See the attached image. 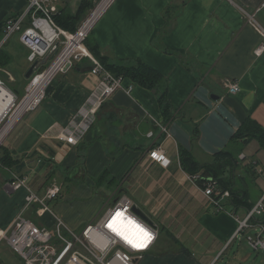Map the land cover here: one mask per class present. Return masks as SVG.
Returning a JSON list of instances; mask_svg holds the SVG:
<instances>
[{
    "label": "crops",
    "instance_id": "obj_1",
    "mask_svg": "<svg viewBox=\"0 0 264 264\" xmlns=\"http://www.w3.org/2000/svg\"><path fill=\"white\" fill-rule=\"evenodd\" d=\"M81 1L52 3L76 14ZM103 1L99 9L110 2ZM28 5L29 0H0V23ZM263 31L264 0H114L91 38L113 63L141 59L159 70L167 81L172 117L163 116L156 91L126 78L123 85L132 86V92L121 89L108 97L83 140L69 144L60 133L81 118L80 108L99 78L86 60L60 72L41 105L8 132L3 145L13 165L0 166V264H23L4 240L28 192L11 186L13 176L30 175L29 187L44 193L59 179L57 170L62 183L74 185L67 191L62 186L53 206L75 230L82 231L122 195L160 228L158 240L137 264H216L223 259L237 244L227 247L236 232V215L244 217L248 205L254 207L264 194V147L257 138L240 135L249 118L264 128V51L256 54ZM15 37L0 56V76L9 88L24 90L15 85L12 69L26 65L16 60L15 50L26 61L29 50ZM225 78L238 82L239 93H227ZM158 122L169 127L170 135ZM160 146L171 159L167 167L149 157ZM223 151L236 159L233 167L224 168V176L232 177L238 201L221 199L226 209L220 211L189 179L181 160L185 152L206 166ZM99 190L109 195L95 197ZM80 198H89L83 205L91 208H81ZM45 221L52 225L49 217Z\"/></svg>",
    "mask_w": 264,
    "mask_h": 264
},
{
    "label": "built area",
    "instance_id": "obj_2",
    "mask_svg": "<svg viewBox=\"0 0 264 264\" xmlns=\"http://www.w3.org/2000/svg\"><path fill=\"white\" fill-rule=\"evenodd\" d=\"M109 1L105 8L99 9L104 2L100 4L96 12L85 18L75 33H70L55 22L53 14L57 11V6L52 4L51 0H29L26 10L7 19L4 28L5 37L0 45H3L10 36L20 33V41L31 51L29 60L33 63L46 57L49 49L56 44L61 36L69 40L66 43L67 49L70 45V36L76 35L87 26L89 31L81 41L85 46L84 41L89 32L93 30L94 25L113 0ZM250 17L253 22L257 23L254 16ZM50 31H54L52 37H50ZM66 49L48 69L46 67L42 71L35 72V76L32 77L23 97L10 89L0 76V89H6L7 94L12 99L9 108L4 109L1 114L0 135H7L1 134L4 127L18 109L20 103L29 97L30 89L37 77L49 73L58 64L50 80L34 96L33 101H30L25 114H22L15 125L28 112L35 110L43 102L47 94V88L50 87L54 78L74 64V58L90 57L92 62L91 73L99 78V82L91 91L85 105L80 108L81 118L71 120L70 125L60 133V138L66 140L69 144H78L83 140L88 130L95 123L99 108L109 96L119 88L126 89L129 93L133 89L132 86L130 88L125 87L123 79L109 71L89 50L76 49L72 51L71 55L67 56L65 55ZM263 51L264 40L256 48V54L260 55ZM223 83L230 94L237 93L240 90L237 81H230L229 78H225ZM160 126L164 133L170 135L169 127L166 124H160ZM6 139V136L2 138L0 147L4 145ZM149 157L165 167L171 162L161 146L152 150ZM189 179L204 192L213 204L218 206L220 211L226 209L220 200L230 196V191L222 190L215 178L204 177L201 173H197L190 174ZM29 183L30 175L15 174L10 181L14 189L27 188L28 192L23 208L13 221L9 232L4 235L5 242L20 257L23 264H79L73 262V259H76L80 264H137L159 238L160 228L137 214L133 210L135 202L127 195L119 197L114 204L104 210L98 219L87 223L82 231H77L56 212L53 206V202L62 195V184H59L57 180H53L46 187L44 193H38L29 187ZM116 211H123L125 216L135 220L152 233L154 238L146 248L133 247L121 235L108 227ZM47 217L51 219L52 225L45 221ZM236 217L239 226L235 236L244 234L252 228L256 230V234L254 236L248 235L249 243L256 250L264 249V194L256 205L247 211L244 218L239 215H236Z\"/></svg>",
    "mask_w": 264,
    "mask_h": 264
},
{
    "label": "trees",
    "instance_id": "obj_3",
    "mask_svg": "<svg viewBox=\"0 0 264 264\" xmlns=\"http://www.w3.org/2000/svg\"><path fill=\"white\" fill-rule=\"evenodd\" d=\"M95 3L94 0H82L80 3V6L77 10L76 14H69L66 13L65 10H57L53 14L54 20L60 27L64 28L65 30L75 33L79 26L82 24V22L85 20V18L89 15V13L94 8ZM165 15H168V10L165 12ZM6 21L4 20L0 23V42L2 37L4 36V28L6 25ZM88 31V30H87ZM86 31V32H87ZM85 32V33H86ZM80 33V32H79ZM78 33V34H79ZM84 33V34H85ZM78 34L73 35L72 37H76ZM83 34V35H84ZM82 37L79 40L80 47H74V49H80L82 46ZM92 33L85 39V45L88 47V49L91 51V53L100 60V62L109 70L111 71L115 76L121 77L122 79H130L132 83L139 84L143 87H146L148 89L154 90L159 95V103L161 105V110L163 112V116L170 119L172 117L173 112V104L168 98L167 95V81L164 75L151 66L150 64L146 63L145 61L139 59L134 64H123V63H113L110 61V59L103 55L101 52L100 45L93 41ZM264 40V37H263ZM4 47L0 48V56L4 53ZM72 50V51H73ZM2 65V63H0ZM89 65V69L92 68V63L90 61L87 62ZM46 68V65L40 66V71L44 70ZM25 84L23 85L24 90H13L15 93H17L20 97H23L25 94ZM244 121L243 127L241 129L240 135H246L249 139L257 138V140L260 142L261 146L264 147V128L259 125L256 121L252 120ZM199 129L198 125L195 127V135H198ZM238 136V134H237ZM4 147H0V166L2 167H11L13 165V161L10 160V156L7 154H4L3 151ZM217 159L210 164L206 166H199L196 162L194 163L192 160L191 155H187L185 152L182 154V165L183 168L188 171L189 174H197L201 173L204 177H213L218 181L219 186L222 190H229L230 191V197L231 203L237 204V199L235 198L236 189L233 188V179L231 176H224V168L235 165L236 159L233 157V155H228L227 152H220L216 156ZM102 179V178H100ZM201 183V181H199ZM242 205V204H240ZM248 210L252 208L251 205H248ZM264 220V218H263Z\"/></svg>",
    "mask_w": 264,
    "mask_h": 264
},
{
    "label": "rangeland",
    "instance_id": "obj_4",
    "mask_svg": "<svg viewBox=\"0 0 264 264\" xmlns=\"http://www.w3.org/2000/svg\"><path fill=\"white\" fill-rule=\"evenodd\" d=\"M52 1V0H51ZM104 1L103 0H99V1H97V3L95 4V6H94V8L92 9V11L89 13V15L92 13H94V12H96V10L98 9V7H99V5L100 4H102ZM114 2V0L112 1V3ZM111 3V4H112ZM53 4V3H52ZM110 4V5H111ZM109 5V6H110ZM108 6V7H109ZM108 7L106 8V10L108 9ZM58 9V8H57ZM105 10V11H106ZM105 13V12H104ZM103 13V14H104ZM91 14V15H92ZM103 14H102V16H103ZM88 15V16H89ZM90 15V16H91ZM13 16H15V15H13ZM101 16V17H102ZM11 17V16H10ZM100 17V18H101ZM9 18V17H8ZM7 18V19H8ZM99 18V19H100ZM6 19V20H7ZM87 20V19H86ZM98 22V21H97ZM82 25V24H81ZM96 25V24H95ZM95 25H94V27H95ZM78 30V29H77ZM89 31V30H88ZM88 31L86 32V33H88ZM93 31V30H92ZM92 31H90L89 32V35L92 33ZM70 33H72V32H70ZM85 33V34H86ZM84 34V35H85ZM15 35H18V37H19V39H20V33H16V34H14V35H12V36H10L9 38H8V40L3 44V45H0V48L1 47H4V46H6L7 45V43L10 41V39L12 38V40H14V41H17V37H15ZM88 35V36H89ZM5 37V35L2 37V39H1V42H2V40H3V38ZM84 37V36H83ZM83 37H82V39H83ZM81 39V40H82ZM60 41V42H59ZM67 41H69L66 37H64V36H61V38L57 41V42H59V45H58V47L55 49V51L53 52V54L51 55V57H50V59L48 60V62L46 63V64H44V65H46V67H47V69L53 64V62L56 60V59H58L61 55H62V53H63V51L66 49V43H67ZM0 42V43H1ZM57 42H56V44H57ZM21 43H22V41H21ZM84 43H85V41H84ZM56 44H54L53 45V47L52 48H50L49 49V52H48V54H47V56L51 53V51L52 50H54L53 48H55V46H56ZM22 45L23 46H25L26 48H28L26 45H24L23 43H22ZM82 48L81 49H87V50H89L88 49V47L85 45H83L82 44V46H81ZM87 47V48H86ZM6 48V47H5ZM4 48V49H5ZM28 50H29V48H28ZM74 50H76V49H74ZM90 51V50H89ZM30 50H29V53H28V59H29V54H30ZM91 52V51H90ZM23 52L22 51H20V50H15V55H16V60H20L21 62L23 61V62H25V64L26 65H18V64H16L14 67L15 68H13L12 69V71H13V74H14V76H15V78H16V82H15V85L16 86H18L19 84L21 85L22 84V86L24 85V83H25V81H26V84H25V91H26V89H27V87L30 85L29 83H30V81H31V79H32V77H34L35 76V72L33 73V75H32V77L31 78H29V79H27L26 78V73L28 72V70H29V68H30V66L32 65V62L29 60V61H26L24 58H23ZM72 54V52L70 53V55ZM45 58V57H44ZM44 58H42V59H44ZM42 59H40V60H42ZM90 61L91 62V59H90V57H88V56H82V58L81 59H76V58H74V64H72V65H70V67H68V68H71V67H74V66H76L78 63H80V62H83V61ZM34 63V62H33ZM92 63V62H91ZM40 68V67H39ZM46 69V68H45ZM90 70V72H91V69H89ZM37 71H40V69H38ZM10 78H12L11 76H9ZM123 81H124V79H123ZM123 84H124V82H123ZM12 86V85H11ZM128 88H130V86H128ZM10 89H12V88H10ZM47 89H49V88H47ZM14 90V89H13ZM119 90H121V88H119L118 90H116L115 92H117V91H119ZM126 90V89H125ZM48 91V90H47ZM240 91V90H239ZM239 91L237 92V93H239ZM114 92V93H115ZM131 92H132V90H131ZM130 92V93H131ZM113 93V94H114ZM129 93V92H128ZM228 94H230L229 92H227ZM237 93H234V94H237ZM112 94V95H113ZM111 95V96H112ZM110 97V96H109ZM41 105V104H40ZM37 109V108H36ZM31 111H33V110H31ZM25 117V116H24ZM24 117H22L19 121H18V123L16 124V126L19 124V122L24 118ZM158 124L160 125L161 123L160 122H158ZM6 142V141H5ZM5 144V143H4ZM57 177L59 178L58 180H57V182L59 183V184H61L62 182H61V180H63V178L61 177V175H60V172L57 170ZM64 182V181H63ZM65 184L64 183H62V186H64ZM74 184H71V183H69V182H67V184L65 185V191H67L68 190V188H70V187H72ZM104 194H106V195H109V194H107V193H102V191L101 190H99V192L98 193H95V194H93L95 197H97V196H104ZM263 196V195H262ZM262 198V197H261ZM80 200V204L81 205H79L81 208H85V209H90L91 208V205H83V204H85V203H88L89 201H90V199L89 198H80L79 199ZM259 201V200H258ZM257 201V202H258ZM256 205V204H255ZM240 213H242L241 211H240ZM246 215V214H245ZM245 217V216H244ZM244 217H241V218H244ZM35 220H37V219H35ZM94 220H96V219H94ZM239 226V222L237 221V227ZM237 229V228H236ZM256 234V230H254V229H252L251 228V230H247L244 234H241V235H238V236H235V237H233V238H231L230 240H229V242H228V244H227V247L229 246H231L232 244H233V242L234 241H236L237 240V244H235L234 246H232V247H230L229 249H228V251L227 252H225V256L223 257V259H221V260H219L216 264H232L233 262L235 263V264H264V249H259V250H256V249H254L252 246H251V244L249 243V241H248V235H250V236H254ZM14 254V253H13ZM15 256H16V254H14ZM220 256H222V255H220ZM17 257V256H16ZM243 257V259L244 260H241V261H239L241 258ZM218 259V258H217ZM217 261V260H216ZM215 261V262H216ZM233 261V262H232ZM239 261V262H238Z\"/></svg>",
    "mask_w": 264,
    "mask_h": 264
},
{
    "label": "bare ground",
    "instance_id": "obj_5",
    "mask_svg": "<svg viewBox=\"0 0 264 264\" xmlns=\"http://www.w3.org/2000/svg\"><path fill=\"white\" fill-rule=\"evenodd\" d=\"M86 29H87V26L82 30V32L80 33L79 36L72 38V41L70 42L69 47L65 51V55H67V56L70 55V53L72 52L74 47H77V46L80 47L79 40H80L81 36L83 35V33L85 32ZM53 35H54V31H50V37H52ZM57 66H58V64L56 65L55 69H52L49 73H46L44 75L37 77V79L35 80V82L32 85V88L30 89L29 97L27 98V100H24L23 102L20 103L18 109L11 116V118L8 121V124L4 127V129L2 131L3 133H1V134H8L7 132H9L15 126L16 121L22 116V114H25L27 107L29 106L30 101H33L34 96L37 95L39 90H42L44 85L46 84V82H48L50 80V77L54 73V70L56 71ZM11 102H12V99L9 96V94H7L6 89H0V117H2L1 114L3 113L4 109L9 108ZM5 136H7V135H5ZM5 136L0 135V141ZM236 231H237V229H236ZM235 234H236V232H235ZM235 234H234V236H235Z\"/></svg>",
    "mask_w": 264,
    "mask_h": 264
},
{
    "label": "snow or ice",
    "instance_id": "obj_6",
    "mask_svg": "<svg viewBox=\"0 0 264 264\" xmlns=\"http://www.w3.org/2000/svg\"><path fill=\"white\" fill-rule=\"evenodd\" d=\"M108 227L121 235L133 247L139 249L146 248L154 238L151 232L135 220L125 216L123 211L115 212Z\"/></svg>",
    "mask_w": 264,
    "mask_h": 264
},
{
    "label": "water",
    "instance_id": "obj_7",
    "mask_svg": "<svg viewBox=\"0 0 264 264\" xmlns=\"http://www.w3.org/2000/svg\"><path fill=\"white\" fill-rule=\"evenodd\" d=\"M59 42H57L55 48H53L54 50L51 51V53L46 56L44 59L42 60H36L34 63H32V65L30 66L28 72L26 73V78L29 79L32 77L33 73L35 71H37L39 69L40 66L46 64L48 62V60L50 59L51 55L53 54V52L55 51V49L58 47ZM215 99H218L220 96L218 95H213L212 96ZM133 210L139 214L142 218H144L145 220H147L148 222L152 223V220L149 218V216L139 207L134 206Z\"/></svg>",
    "mask_w": 264,
    "mask_h": 264
}]
</instances>
